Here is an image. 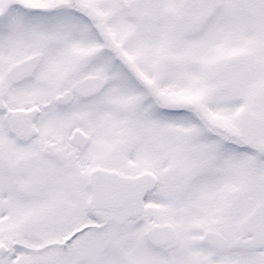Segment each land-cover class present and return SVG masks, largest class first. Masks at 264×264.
<instances>
[{
	"label": "snow or ice",
	"instance_id": "obj_1",
	"mask_svg": "<svg viewBox=\"0 0 264 264\" xmlns=\"http://www.w3.org/2000/svg\"><path fill=\"white\" fill-rule=\"evenodd\" d=\"M0 264H264V0H0Z\"/></svg>",
	"mask_w": 264,
	"mask_h": 264
}]
</instances>
